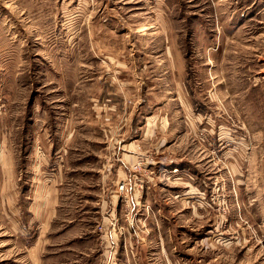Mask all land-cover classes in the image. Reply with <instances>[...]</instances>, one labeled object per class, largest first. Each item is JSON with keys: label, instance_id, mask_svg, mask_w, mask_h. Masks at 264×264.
Returning <instances> with one entry per match:
<instances>
[{"label": "rangeland", "instance_id": "374dc122", "mask_svg": "<svg viewBox=\"0 0 264 264\" xmlns=\"http://www.w3.org/2000/svg\"><path fill=\"white\" fill-rule=\"evenodd\" d=\"M0 264H264V0H0Z\"/></svg>", "mask_w": 264, "mask_h": 264}, {"label": "built area", "instance_id": "2783aa9c", "mask_svg": "<svg viewBox=\"0 0 264 264\" xmlns=\"http://www.w3.org/2000/svg\"><path fill=\"white\" fill-rule=\"evenodd\" d=\"M118 191L120 194H123L127 192V189L124 187V185L121 184L118 186Z\"/></svg>", "mask_w": 264, "mask_h": 264}]
</instances>
